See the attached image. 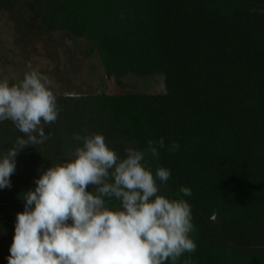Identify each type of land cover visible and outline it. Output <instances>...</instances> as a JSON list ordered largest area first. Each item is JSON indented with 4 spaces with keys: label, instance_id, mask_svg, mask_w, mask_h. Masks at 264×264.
<instances>
[{
    "label": "trees",
    "instance_id": "obj_1",
    "mask_svg": "<svg viewBox=\"0 0 264 264\" xmlns=\"http://www.w3.org/2000/svg\"><path fill=\"white\" fill-rule=\"evenodd\" d=\"M129 1L116 15L135 24L121 38L102 35L103 63L118 79L162 74L167 94L67 100L57 120L64 153L31 159L19 151L0 212L15 227L35 180L81 146L74 134H102L121 158L126 147L144 150L163 138L159 159L144 162L154 176L159 167L170 171L166 183L157 179L159 194L185 200L199 225L184 264H264V0ZM48 3L59 28L86 37L71 3ZM15 140L10 121L0 122V156ZM173 142L179 147L169 151Z\"/></svg>",
    "mask_w": 264,
    "mask_h": 264
},
{
    "label": "clouds",
    "instance_id": "obj_2",
    "mask_svg": "<svg viewBox=\"0 0 264 264\" xmlns=\"http://www.w3.org/2000/svg\"><path fill=\"white\" fill-rule=\"evenodd\" d=\"M28 68L18 83L0 80V122L11 121L27 137H18L0 156V189L11 187L18 152L43 143V125L55 123L60 111L52 81ZM73 138L81 146L24 194L8 264H177L183 253L195 252L190 205L159 194L157 179L164 184L171 173L159 167L154 176L144 162L148 154L159 159L156 145L164 148L163 138L149 140L144 150L126 147L123 158L102 134ZM178 147L173 142L169 151ZM180 192L191 195L187 187ZM112 200L119 206L110 207Z\"/></svg>",
    "mask_w": 264,
    "mask_h": 264
},
{
    "label": "rangeland",
    "instance_id": "obj_3",
    "mask_svg": "<svg viewBox=\"0 0 264 264\" xmlns=\"http://www.w3.org/2000/svg\"><path fill=\"white\" fill-rule=\"evenodd\" d=\"M61 1H68L78 11L87 29L86 37L78 38L59 28L48 0H0V80L18 83L30 70L28 65L31 64L32 68L52 81V90L57 93L59 115L69 99L81 100L101 95L142 98L167 94L162 74L129 72L118 79L108 72L103 63L100 48L102 35L113 32L121 38L125 29L135 24L134 16L128 18L122 12L118 13L120 18L116 15L117 5L125 9L129 0ZM66 93L72 94L71 97ZM10 124L16 139H27L11 121ZM43 128L47 139L35 146L27 145L20 151L31 159L60 157L65 150L58 122L45 124ZM8 189H0V194ZM88 190L91 191L90 187ZM192 223L194 230L190 238L195 240L200 228L193 214ZM14 231L15 227L0 212V264H8ZM186 253L179 257L177 264H184Z\"/></svg>",
    "mask_w": 264,
    "mask_h": 264
}]
</instances>
